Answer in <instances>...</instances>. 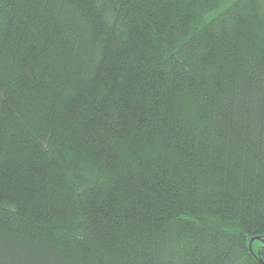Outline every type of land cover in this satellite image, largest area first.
Listing matches in <instances>:
<instances>
[{
	"label": "trees",
	"instance_id": "trees-1",
	"mask_svg": "<svg viewBox=\"0 0 264 264\" xmlns=\"http://www.w3.org/2000/svg\"><path fill=\"white\" fill-rule=\"evenodd\" d=\"M255 236L264 0H0V264H262Z\"/></svg>",
	"mask_w": 264,
	"mask_h": 264
},
{
	"label": "water",
	"instance_id": "water-1",
	"mask_svg": "<svg viewBox=\"0 0 264 264\" xmlns=\"http://www.w3.org/2000/svg\"><path fill=\"white\" fill-rule=\"evenodd\" d=\"M260 240V239H262V241H264V238L263 237H261V236H255V237H253L251 240H250V248L252 249V243H253V241L254 240ZM253 250V249H252ZM258 254H260V251H258ZM260 261H261V263L262 264H264V260L263 259H260Z\"/></svg>",
	"mask_w": 264,
	"mask_h": 264
}]
</instances>
